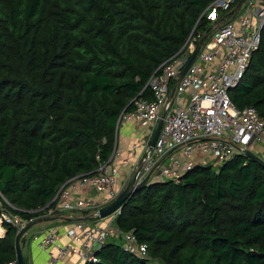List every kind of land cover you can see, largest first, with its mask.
Here are the masks:
<instances>
[{
    "label": "trees",
    "instance_id": "obj_1",
    "mask_svg": "<svg viewBox=\"0 0 264 264\" xmlns=\"http://www.w3.org/2000/svg\"><path fill=\"white\" fill-rule=\"evenodd\" d=\"M213 1L0 0V215L37 220L69 179L111 163L118 118L189 37L208 40ZM229 95L264 120V22ZM114 223L145 256L108 239L81 264H264V166L241 153L196 162L176 181L149 180ZM4 228L0 264L16 260Z\"/></svg>",
    "mask_w": 264,
    "mask_h": 264
},
{
    "label": "built area",
    "instance_id": "obj_2",
    "mask_svg": "<svg viewBox=\"0 0 264 264\" xmlns=\"http://www.w3.org/2000/svg\"><path fill=\"white\" fill-rule=\"evenodd\" d=\"M237 4L236 0L210 3L207 8L211 9L214 28L208 40L201 41L186 72L181 77L178 75L195 49L198 41L195 37H189L176 54L162 63L160 71L149 78L151 96L136 98L133 108L118 118L117 129L124 122L149 129L142 140L130 147L132 151L139 150L137 165L165 111L156 142L137 170L136 183L147 175V181H176L196 162L221 161L236 153L243 154L245 150L251 151L254 143L264 148V120L253 106L235 107L229 95L258 46L264 22V0H242L239 7ZM219 9L225 15L218 20ZM117 158L121 159V154L114 148L111 163L103 162L95 173L69 179L54 195V205L45 208L42 215L66 216L74 211L96 210L115 199L120 191L115 189L120 178L119 166L114 162ZM79 191L81 194L75 196ZM91 191L105 193L101 205H94L88 195ZM118 212H114V217ZM5 224L13 226L17 234L27 222L5 210L0 215V236L5 233ZM94 224L70 222L64 233H60L58 225H44L33 240L47 254V264L71 257L76 259L74 264H81L91 259L94 249L113 233L121 237L126 250L145 256V245L139 244L131 233L122 232L116 225L112 228ZM8 264H16V260Z\"/></svg>",
    "mask_w": 264,
    "mask_h": 264
},
{
    "label": "water",
    "instance_id": "obj_3",
    "mask_svg": "<svg viewBox=\"0 0 264 264\" xmlns=\"http://www.w3.org/2000/svg\"><path fill=\"white\" fill-rule=\"evenodd\" d=\"M241 2H242V0L238 1L237 7L240 6ZM203 39L204 38L197 41L193 53L189 56L188 60L184 64L183 68L179 72V74H178L179 76H182L186 72V70L188 69L190 64L193 62V59H194L195 55L197 54V52L199 50L200 43ZM164 115H165V111H163L161 113V118L158 120L157 125L154 129V132H153L151 138L147 141L146 148H145V151H144L142 157L140 158L137 165H135V167H133V169L131 170L125 187L119 191L116 198L114 200L110 201L109 203L98 207L95 211V214L92 216H84V217L83 216H47V217H40L37 220H34V221L28 223L22 231H20L19 233L16 234V237H15L16 264H25L21 247H22V244L25 242L27 231L32 226H34L38 223H41V222L43 223V222H49V221H54V220H59V219L60 220L62 219L66 222H75V221H96V220L105 218L108 215L119 210L122 206V203L128 197L132 196L137 189L142 188L147 183L149 175H147L138 184H136L135 176H136L137 170L139 169V167L142 163L143 157L154 146V144L156 142L157 136H158L160 129L162 127V124H163ZM243 154H245L247 157L253 159L254 161H257L262 166H264V159H261L260 157L255 155L252 151L245 150Z\"/></svg>",
    "mask_w": 264,
    "mask_h": 264
},
{
    "label": "crops",
    "instance_id": "obj_4",
    "mask_svg": "<svg viewBox=\"0 0 264 264\" xmlns=\"http://www.w3.org/2000/svg\"><path fill=\"white\" fill-rule=\"evenodd\" d=\"M148 130H149L148 128L139 127L135 124L125 123V122L119 126L117 130L116 146H117V149L120 151L121 159L117 158L114 160V162L115 164L119 166V170H120L119 180L120 181H118V184L120 183L119 184L120 186L125 185V182L127 181V176H129L130 170L135 165L136 160L139 156V150L132 151L130 147L134 142L138 140H142L147 135ZM126 171H128V173L126 176V180L124 182V179L122 181V178L125 177ZM81 192L82 191L76 192L75 196L80 195ZM93 192L94 191H91L90 193H88V195L91 196V198L94 200L97 198V196L94 195ZM102 202H103V198H102ZM96 203L100 205L101 199H100V202H96ZM69 223L70 222H66V221L57 223L58 230L60 231V233H64L66 228L69 226ZM63 240H65V238H63ZM32 242L30 246L27 248L29 264H47L45 261L46 259L45 254L42 251H40L36 247V245H32ZM24 248L26 249L25 244L23 243L22 249ZM75 261H76L75 257H71V258L65 259L63 262H59L58 264H74Z\"/></svg>",
    "mask_w": 264,
    "mask_h": 264
},
{
    "label": "rangeland",
    "instance_id": "obj_5",
    "mask_svg": "<svg viewBox=\"0 0 264 264\" xmlns=\"http://www.w3.org/2000/svg\"><path fill=\"white\" fill-rule=\"evenodd\" d=\"M193 53V52H192ZM191 53V54H192ZM181 77V76H180ZM150 139V138H149ZM148 139V140H149ZM259 144L258 143H254L253 144V148H252V152L255 154V155H257L258 157H260L261 159H264V148L260 145V146H258ZM143 163V162H142ZM142 165V164H141ZM141 165H140V167H141ZM127 173H128V171H126V173H125V177H123L122 178V181H123V179H124V182H125V180H126V176H127ZM127 179H128V177H127ZM120 181V180H119ZM148 182V181H147ZM126 183H127V181L125 182V185H126ZM120 184V183H119ZM119 184H117L116 186H115V189L116 190H121V189H123L124 187H125V185H123V186H120ZM136 184H138V183H136ZM93 194L94 195H96L97 196V198L96 199H94L93 200V203H94V205L96 206V202H100V199H101V203H102V198H103V196H104V192H93ZM99 200V201H98ZM114 200V199H113ZM110 202V201H109ZM108 202V203H109ZM101 203H100V205H101ZM107 204V203H106ZM104 205V204H103ZM47 208V207H46ZM92 210V211H91ZM95 211L96 210H94V209H90V210H83V212H88L87 214H89L90 216H92V215H94L95 214ZM116 212V211H115ZM74 213V212H73ZM75 215H76V213H74ZM73 214V215H74ZM48 215H42V217H47ZM76 216H78V215H76ZM114 213L113 214H110V215H108L107 217H105V218H102V219H99V220H96V221H94L93 223H95L94 225H110V226H112V228H115V223H114ZM50 222L51 221H49V222H41V223H38V224H36V225H34V226H32L28 231H27V233H26V242H25V247H26V249L24 248V249H22V251H23V256L25 257V259H28V261H29V257H28V247L30 246V244H31V242H32V245H36V247H37V241H36V239L35 240H33V237H37L39 234H40V230L42 229V226H44V225H48L49 224V226H54L53 224H50ZM44 223H48V224H44ZM27 225V224H26ZM26 225H24L23 226V228L20 230V231H22L24 228H25V226ZM4 228V227H3ZM4 230H5V228H4ZM19 231V232H20ZM18 232V233H19ZM108 239H113V240H116V241H120L121 240V238L118 236V235H116L115 233H113V234H111L110 236H109V238ZM25 250H26V252H25ZM40 250V249H39ZM45 256H47V254L45 253ZM47 259H48V257L45 259V261H46V263H47ZM59 263V262H58ZM57 263V264H58Z\"/></svg>",
    "mask_w": 264,
    "mask_h": 264
}]
</instances>
